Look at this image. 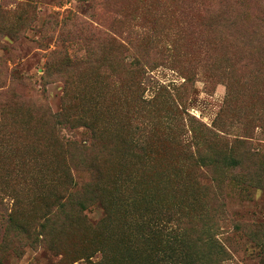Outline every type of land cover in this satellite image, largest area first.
<instances>
[{
    "label": "rangeland",
    "instance_id": "374dc122",
    "mask_svg": "<svg viewBox=\"0 0 264 264\" xmlns=\"http://www.w3.org/2000/svg\"><path fill=\"white\" fill-rule=\"evenodd\" d=\"M184 212L177 264H264V0H0V264Z\"/></svg>",
    "mask_w": 264,
    "mask_h": 264
},
{
    "label": "trees",
    "instance_id": "16d2710c",
    "mask_svg": "<svg viewBox=\"0 0 264 264\" xmlns=\"http://www.w3.org/2000/svg\"><path fill=\"white\" fill-rule=\"evenodd\" d=\"M18 79L25 81L28 80V78L18 77ZM58 117V116H57ZM52 120V119H51ZM54 125L61 124V122L57 121V118L54 117L53 119ZM60 126V125H58ZM213 138H215L218 135L208 133ZM57 142L59 141L60 144L68 143L66 137H64L60 132L57 134V139H55ZM216 140H220V137H218ZM216 140H212L216 141ZM67 141V142H66ZM218 142V141H217ZM218 144V143H217ZM236 163H233V165ZM146 223H147V231L148 232H154L156 236L148 237L144 233V235H138L137 237H134V239L129 241V246H123L120 250L125 251V256H127V264H133L136 258V264H139L143 259L144 256L142 254H145V258L153 261L154 263H159L163 261H167L170 264H177L178 254H183V251L185 252L187 247L185 245L184 237L179 233V230H174L173 227H168L169 222H177L178 224L184 225V228L187 227L190 223H188L187 218L185 216V212L181 215H179L175 220L171 219V217L168 215V219L164 222L162 225V228H155L157 225L156 222L164 221L163 219H159L157 221H154L151 218L146 217ZM161 225V224H160ZM179 227V226H178ZM180 228V227H179ZM172 231L171 234H168V232ZM152 234V233H151ZM158 239L159 242H156L155 245H152L153 239ZM138 241L143 245L146 246L143 250L139 251L137 247H133V241ZM132 243V244H131ZM139 243V244H140ZM152 257H150V256ZM186 258H188L187 254H183ZM155 263V264H156Z\"/></svg>",
    "mask_w": 264,
    "mask_h": 264
}]
</instances>
